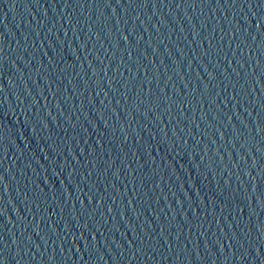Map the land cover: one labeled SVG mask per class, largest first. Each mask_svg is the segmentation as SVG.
<instances>
[{
	"label": "water",
	"instance_id": "obj_1",
	"mask_svg": "<svg viewBox=\"0 0 264 264\" xmlns=\"http://www.w3.org/2000/svg\"><path fill=\"white\" fill-rule=\"evenodd\" d=\"M0 264H264V0H0Z\"/></svg>",
	"mask_w": 264,
	"mask_h": 264
}]
</instances>
